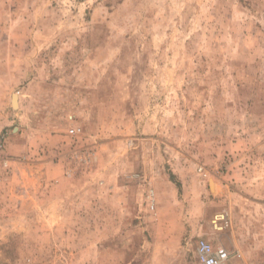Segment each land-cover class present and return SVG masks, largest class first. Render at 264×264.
Instances as JSON below:
<instances>
[{"label":"rangeland","instance_id":"obj_1","mask_svg":"<svg viewBox=\"0 0 264 264\" xmlns=\"http://www.w3.org/2000/svg\"><path fill=\"white\" fill-rule=\"evenodd\" d=\"M200 238L264 264V0H0V264Z\"/></svg>","mask_w":264,"mask_h":264},{"label":"built area","instance_id":"obj_2","mask_svg":"<svg viewBox=\"0 0 264 264\" xmlns=\"http://www.w3.org/2000/svg\"><path fill=\"white\" fill-rule=\"evenodd\" d=\"M195 252L199 264H231L235 258L234 253L225 246L214 244L205 238L198 240Z\"/></svg>","mask_w":264,"mask_h":264},{"label":"water","instance_id":"obj_3","mask_svg":"<svg viewBox=\"0 0 264 264\" xmlns=\"http://www.w3.org/2000/svg\"><path fill=\"white\" fill-rule=\"evenodd\" d=\"M14 103L17 104V96H14Z\"/></svg>","mask_w":264,"mask_h":264}]
</instances>
